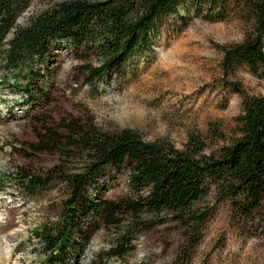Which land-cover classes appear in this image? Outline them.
Instances as JSON below:
<instances>
[{
    "label": "rangeland",
    "instance_id": "obj_1",
    "mask_svg": "<svg viewBox=\"0 0 264 264\" xmlns=\"http://www.w3.org/2000/svg\"><path fill=\"white\" fill-rule=\"evenodd\" d=\"M58 1L26 0L17 11L16 26L25 25L30 16ZM178 12L184 15L185 7L179 6ZM210 14V10L189 11L184 20L177 14L165 18L153 51L132 59L123 74H113L108 82L87 83L81 67L87 61L76 59L72 47L61 43L52 50L48 63L35 67L40 76H33V84L39 98L28 102L26 92L14 87H23L27 79L22 72L3 68L0 58V264H43L34 230L58 220L67 187L54 182L27 191L15 175L21 166L44 175L60 164L68 171L84 165L80 151L62 161L58 151L35 153L29 146L47 127L62 132V118L92 121L107 132L133 129L144 140L165 141L176 149L183 148L190 134H200L211 147L222 143L212 136V124L226 140L236 136L246 97L264 96V70L253 71L246 65L224 69L222 48L251 35L255 18L236 1L224 5L221 18L209 19ZM92 63L97 61L92 59ZM232 83H238L242 91H235ZM39 87L46 95L40 94ZM128 175L125 168L104 170L110 186L105 197L114 201L128 197ZM194 208L209 211L197 226L199 241L192 247L187 245L190 233L184 223L162 212L149 215L151 219L143 216L148 225L133 233L132 251L124 259L104 261L100 256L115 235L129 228L128 219L121 217L119 226L95 231L70 264L91 260L104 264H264V227L259 217L255 221L233 219L228 200L216 201L212 196L199 200Z\"/></svg>",
    "mask_w": 264,
    "mask_h": 264
},
{
    "label": "trees",
    "instance_id": "obj_2",
    "mask_svg": "<svg viewBox=\"0 0 264 264\" xmlns=\"http://www.w3.org/2000/svg\"><path fill=\"white\" fill-rule=\"evenodd\" d=\"M229 1L251 11L255 28L241 42L222 48V67L246 65L253 71L264 70V0H60L30 16L22 26H16V14L26 0H0L2 67L22 72L26 84L14 87L26 92L27 102L35 100L39 97L33 76H40L35 67L48 63L52 50L65 42L76 59L87 61L81 66L87 83L108 82L113 74H123L132 59L153 51L165 18L177 14L184 20L189 11L204 10L211 11L209 19L221 18ZM179 6L185 7L184 15L179 14ZM232 86L242 91L238 83ZM239 122V131L229 140L212 124V136L222 143L211 147L200 134H190L182 149L165 141L144 140L133 129L107 132L92 121L76 119L62 118V132L47 127L37 133L38 141L29 145L35 153L58 151L66 161L80 151L84 158L77 170H65L60 164L40 175L21 166L15 175L27 191L54 182L67 187L58 220L34 230L43 264H70L95 231L119 226L121 217H126L129 228L116 234L100 256L104 261L122 260L132 251L133 233L148 225L143 216L149 219L162 212L184 223L190 233L187 245L192 247L199 241L197 226L209 211H196L195 203L207 196L228 200L233 219L255 221L259 217L264 227V96L246 97ZM108 168L128 171V197L118 201L105 197L110 186L103 172Z\"/></svg>",
    "mask_w": 264,
    "mask_h": 264
}]
</instances>
